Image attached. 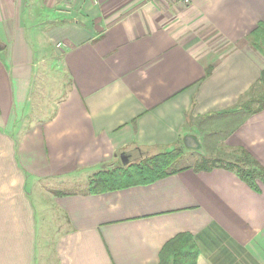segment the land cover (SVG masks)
Wrapping results in <instances>:
<instances>
[{
	"label": "crops",
	"instance_id": "obj_1",
	"mask_svg": "<svg viewBox=\"0 0 264 264\" xmlns=\"http://www.w3.org/2000/svg\"><path fill=\"white\" fill-rule=\"evenodd\" d=\"M259 23L264 0H0V264L48 250L54 264H160L182 233L196 264H264V183L195 169L209 156L183 143L205 119L219 154L242 148L264 166V108H237L264 93V53L248 39ZM50 61L69 84L28 123ZM134 146L201 158L150 184L47 194L59 174L93 175Z\"/></svg>",
	"mask_w": 264,
	"mask_h": 264
},
{
	"label": "trees",
	"instance_id": "obj_2",
	"mask_svg": "<svg viewBox=\"0 0 264 264\" xmlns=\"http://www.w3.org/2000/svg\"><path fill=\"white\" fill-rule=\"evenodd\" d=\"M251 44L264 53V23L248 37ZM260 83L264 87V70L260 76ZM258 105L253 108V104ZM238 109L246 112L262 110L264 108V93L256 98H249L237 105ZM124 151H127L124 148ZM131 153L137 152V156L127 164L112 168H102L95 172L89 179L91 193H102L107 191L127 188L133 185L150 184L167 175L188 168L179 166L184 155V148L181 146L171 149L155 151L149 147L134 146ZM238 159L223 160L221 158H202L195 165V169L210 170L214 167H225L235 171L241 179L257 189L258 181L264 183V166L254 159L245 149L238 148ZM199 249L193 236L189 233H182L169 240L161 251L160 264H196Z\"/></svg>",
	"mask_w": 264,
	"mask_h": 264
},
{
	"label": "rangeland",
	"instance_id": "obj_3",
	"mask_svg": "<svg viewBox=\"0 0 264 264\" xmlns=\"http://www.w3.org/2000/svg\"><path fill=\"white\" fill-rule=\"evenodd\" d=\"M42 12L41 9L38 10ZM39 74L36 76V82L33 86L31 92V108L26 116V120L28 123L39 122L46 120L53 112L57 101L63 97L67 85L69 84V76L68 73L64 70L63 64L60 62L59 65L54 64L52 61L41 63L39 65ZM259 89H255V94H258ZM258 102L253 104V107H256ZM199 129L197 133L199 137L198 139L201 148L195 150H201L206 153V158H221L223 160L229 159H238V156L235 154V150L226 148V154H219L218 149H223L222 141L217 142L218 138L221 136V132H217V127L214 125H209L208 121L205 119L199 120ZM217 132V133H216ZM206 147V149L204 148ZM186 148V147H185ZM213 150H212V149ZM215 148V150H214ZM187 149V148H186ZM191 150V149H190ZM185 151V149H184ZM207 151H211L210 153ZM187 156L181 159L180 165H193L195 158H201L198 151H186ZM127 156H129L128 161L132 160L137 156V152L131 153L130 150L126 151ZM124 164L121 159V152L118 154L116 159L109 164H106L104 168H112L116 166H120ZM103 167V166H102ZM100 170L101 167L96 168L95 170ZM80 172V171H79ZM91 171H86L83 173H78L75 175H66L59 174L56 178V181L47 182L46 184V192L50 195L49 192H53L54 189H59L61 191H84L89 189V179L91 177ZM47 246V243H46ZM47 258L43 256L41 259H44L40 264H54L52 258V251H47ZM40 261V258H39Z\"/></svg>",
	"mask_w": 264,
	"mask_h": 264
},
{
	"label": "water",
	"instance_id": "obj_4",
	"mask_svg": "<svg viewBox=\"0 0 264 264\" xmlns=\"http://www.w3.org/2000/svg\"><path fill=\"white\" fill-rule=\"evenodd\" d=\"M183 143H184V146L187 149H191V150L193 149V150H195V149H200L201 148V144L199 142V139L194 134H186L183 137ZM121 159H122V161H123L124 164L129 163V161H128L129 156H127L126 151L121 152Z\"/></svg>",
	"mask_w": 264,
	"mask_h": 264
},
{
	"label": "built area",
	"instance_id": "obj_5",
	"mask_svg": "<svg viewBox=\"0 0 264 264\" xmlns=\"http://www.w3.org/2000/svg\"><path fill=\"white\" fill-rule=\"evenodd\" d=\"M182 1H184V2H188L189 0H182Z\"/></svg>",
	"mask_w": 264,
	"mask_h": 264
}]
</instances>
